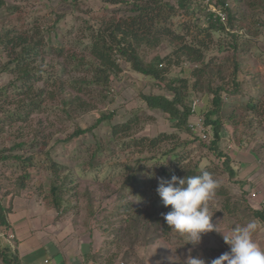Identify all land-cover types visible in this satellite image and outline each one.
<instances>
[{
  "label": "rangeland",
  "instance_id": "1",
  "mask_svg": "<svg viewBox=\"0 0 264 264\" xmlns=\"http://www.w3.org/2000/svg\"><path fill=\"white\" fill-rule=\"evenodd\" d=\"M5 1L9 5H23L26 14L41 10L42 14L46 15L41 19L47 25L45 35L48 43L46 50L41 52L37 59L38 66L40 65L43 70V72L37 71L42 75V80L34 84L36 92L43 90L42 97L38 98L42 100V107L29 118L20 119L12 114L20 104L29 102L32 96L25 99L20 85L16 84L19 88L12 85L16 79L15 75L8 72L0 73V89L8 90V93L6 95L4 93L0 98V156L17 154L21 157L33 158L27 163L12 157L0 161V198L6 208L14 212L18 218L16 225L19 223L24 225L26 222L30 229H34L35 225L41 226L43 230L49 229L47 235L50 239H57L62 249L68 246L67 249L73 250L75 256L81 253L80 256L85 259V264H93L94 260L99 264H151V262H154L152 264H186L189 255L207 259L206 264H210L212 259L229 251L230 246L224 242L223 234L230 236L234 229L250 221H256L259 225L253 238L264 247V223L252 215L251 204L257 207L258 200H253L249 195L253 189H263L264 182L262 184L256 181L245 189L246 187L242 185L246 180L240 174L241 169L236 176H230L227 169L221 167L223 158L220 156V151L229 154L232 158V166L240 168L245 154L251 155L249 152H252L251 146H253L255 153L251 157L256 164L252 165L253 173L249 175L260 173L259 179L262 181L264 178L263 124L257 127V121L253 120L255 118L248 110H237L240 120L244 118L243 122L235 127L229 124L230 122L224 121L219 149L214 152L207 147L213 138V127L207 126L206 123L198 127V130L190 127L197 135L174 129L168 120V114L161 110L150 109L143 100V95L159 92H166L172 97V93L166 90V83L137 72L124 58H120L122 70L112 78L109 88L102 89L98 85L81 81L89 73L88 67L78 65V59H73L71 54L74 50L77 58L78 55H83V46L78 43L77 36L87 34L86 20L91 19L92 22H96L111 15H131L130 4L126 2L121 1L112 5L104 3L103 0H80V4L73 6L64 0ZM167 1L174 5L178 4V0ZM231 2L237 16L241 18L240 26H245L244 30H248V39L251 40L245 45L243 53L238 54L241 64L240 78L244 79V94L234 96V100L247 103L255 92L252 74L258 73V63L253 60L252 54L264 53V25H259V18L263 14L261 6L251 7L249 0L243 2L231 0ZM257 2L263 5L264 0ZM59 15L61 19L55 24V30H48L47 28L53 26ZM204 15V12L196 16L182 13L175 16L169 24L177 32L187 33L189 41L193 37L189 29H183V25L193 26L199 22L201 27H205ZM21 17L24 18V15L20 12L10 14L3 11L0 14V29L3 22L20 26L23 23L19 20ZM198 17L200 21H197ZM213 36L215 43L221 40L227 45V42L231 41V37L225 32L215 33ZM179 45L180 41L171 44L169 39H165L155 49L141 48L140 54L145 62H150L156 56L172 55ZM62 46L64 53L58 52V48ZM233 54V49L223 52L224 58L229 61V69L233 66ZM261 57L264 60V54ZM182 60V65L169 67L167 76L187 77L190 81V86L186 89L187 104L190 105L192 100H199L197 115L190 117L189 124L199 118L205 121L206 113L212 108L210 102L208 103L211 98L208 85H216L220 75L215 69L207 81L199 80L190 74V68L194 67V63ZM167 67L164 61L161 68ZM229 73L230 71H227L226 76ZM80 87L82 90H79ZM76 95L81 102L88 103L87 109H80L78 106L80 101H75L76 104L69 105V113H66L64 100L74 99ZM261 100L264 103V93ZM231 111L226 109L223 115L228 116ZM108 112L115 113L110 121L105 120L86 133L73 135L78 128L86 129L94 125L103 113ZM130 118L139 119L133 130V136L136 138L154 137L162 132H176L175 142L182 144L188 142L179 145L173 151L180 152L184 159L183 171L179 172V175L182 174L181 177L195 170L196 166L198 171L211 169L214 178L219 182L215 195L209 201L210 214H213L211 222L223 234L216 231L203 234L198 249L188 241V236L184 238V240L187 238L185 243L175 241L177 238L175 233L171 230L164 233L162 223L157 220L159 215L170 207H165L162 200L156 203L155 197L158 196L156 189L162 171L165 168H172L176 174L178 159L173 158L172 153L166 156L163 154L173 148L175 142L164 143L155 149V152H145L148 155L154 154L157 158L151 161L153 164L150 165L151 175L147 176L141 187H137L138 192L130 193L129 188L122 189L127 176L124 172V164L138 158L140 154L135 152L137 147L134 144H122L123 140L128 141L131 137L121 141L115 139L111 142V136L114 125L123 124ZM203 133H207L206 139L201 136ZM197 136L198 139H195ZM21 142L23 145H18ZM53 162L62 165V170H65L60 177L52 172ZM236 163H239V166ZM65 173L71 175V182L68 189H61L63 202L59 204L57 199H54L52 183L56 181L60 184ZM244 190L250 202L245 199ZM259 190H256L258 194L261 193ZM127 201L135 202L136 206L142 208V218L139 219V223L129 218L124 207ZM226 203H229L236 212L234 215L225 211ZM3 229L4 227L0 225V234L3 235L0 236L4 237L2 239L4 246H10L12 253L18 254L17 242L14 238L10 242L8 238L14 232L8 231L5 235L3 232L6 231ZM201 248L204 251L202 249L201 252ZM88 257L94 260L87 259ZM0 264H2L1 260Z\"/></svg>",
  "mask_w": 264,
  "mask_h": 264
},
{
  "label": "trees",
  "instance_id": "2",
  "mask_svg": "<svg viewBox=\"0 0 264 264\" xmlns=\"http://www.w3.org/2000/svg\"><path fill=\"white\" fill-rule=\"evenodd\" d=\"M29 1V0H22ZM70 2L71 5L76 6L80 4V0H64ZM83 1V0H81ZM126 2L130 4L131 15L128 16H116L111 15L101 18L96 22H92L91 19L86 20L85 29L87 34L77 36L78 43L83 46V55L76 56L73 50L71 57L78 59V65H85L88 67L89 73L81 81L88 82L90 85H98L102 89H107L111 85V80L114 76H117L121 72L120 58H124L130 62L133 69L137 72L151 76L157 80L165 82L166 90L172 93V97L168 96L166 92H159L155 94L143 95V100L147 103L150 109L161 110L168 114L171 126L180 131L195 134L190 129V117L192 116L191 105L187 104L186 89L190 86V81L183 77H169V67L175 65H182V59L194 63V67L190 68V74L202 81H207L211 72L217 69V74L220 75L217 79V84L212 86L208 85V93L210 99L208 103L212 105V108L206 113L205 123L207 126H212L213 138L207 144V147L214 152L219 149V142L222 139L221 131L225 122H230L232 126L238 127L240 122H243L241 117H238L237 110H248L257 121V127L264 125V103L261 100V96L264 93V60L261 55L263 52H255L252 54L253 60L258 63V73L253 72L252 79L254 81L253 87L255 92L250 96L247 103H242L234 100V96H241L244 94V79L240 78L241 64L238 60V54L245 49V45L248 44V30H244L245 26H240L241 18H239L233 8L231 0H214L215 5L223 8L226 2H230V6L225 7L224 11L227 13V20L222 21L220 18H215L214 12L207 9L203 0H178V4L174 5L167 0H103L106 4H118L120 2ZM244 0H237V2H243ZM258 0H249L251 7H259L262 9V20L259 18V25H264V3L261 5ZM203 2L204 4L200 3ZM23 5L13 4L9 5L5 0H0V14L7 12L10 14L24 15L19 20L23 22L20 26L18 24H6L3 22L0 29V73L8 72L16 76L12 85H20L25 99L32 96L31 100L25 104H20V107L14 112L18 118L27 119L35 111L42 107L43 90L36 92L34 84L42 80V75L38 74L41 66L37 64V59L41 52H44L47 48L46 38V24L42 22V17L46 16L42 14L41 10H35L32 13L26 14V10H23ZM205 13V27H201L199 22L193 24V26L183 25V29H189L192 39L188 41L186 34L177 32L169 23L172 22L175 16L180 14L189 13L192 16H196L198 13ZM61 19V15L57 16L53 22V26L48 27V30H55L56 23ZM200 21V18H197ZM258 22V21H257ZM247 29V28H246ZM225 32V34L231 37V41L223 44L221 40L215 43L214 34ZM57 35V34H56ZM169 39L171 44L175 41H180V45L176 48L172 55L161 57L156 56L150 62H145L140 54L141 48L155 49L165 40ZM251 41V40H250ZM215 48V49H214ZM228 49L234 50L233 66L229 69V61L223 56V52ZM217 51V52H212ZM58 52L64 53V47L58 48ZM213 53V54H210ZM243 53V52H242ZM62 55V53H60ZM174 55V56H173ZM164 61L168 65L167 68H161L164 65ZM161 65V66H160ZM263 65V66H262ZM230 71L229 74L226 73ZM43 72V70H42ZM17 87V86H16ZM19 88V87H17ZM0 89V98L8 90ZM79 90H82L81 87ZM103 91V90H102ZM101 91V92H102ZM76 98L64 100V111L69 113L68 106L75 101H80L78 96ZM233 97V98H231ZM229 98V99H228ZM192 102V101H191ZM262 102L261 105L259 103ZM191 104V103H190ZM24 105V106H23ZM80 109H87L88 103L80 101L78 104ZM226 109H231V113L228 116H224L223 112ZM242 112V111H241ZM114 112L103 113L94 125L89 126L86 129L78 128L73 135L86 133L93 130L98 125L102 124L105 120L110 121L114 117ZM244 115V112H243ZM215 116V117H213ZM263 117V119H262ZM227 118V119H226ZM138 118H130V120L123 124H116L113 126L111 142L115 139L121 141L127 137H131L130 140H123L122 144L131 145L134 144L137 147L136 153L140 154L138 158L131 160L128 164H124L126 179L123 184V188L130 189V193H136L137 187H141L144 184L145 179L150 174L151 167L153 165L151 161L157 158L156 155L145 154V152L154 151L160 145L176 141V132H162L154 137L143 136L136 138L133 136L134 125L138 121ZM225 121V122H224ZM197 135V134H195ZM198 139V136L195 137ZM243 141L242 139H240ZM192 141V140H191ZM240 141L241 144H244ZM188 143V142H185ZM185 143L175 142V146L163 154L166 156L168 153H172V157L178 159L179 163L176 165V174L172 168H165L162 171V178L170 180L172 175H179L183 171V157L180 152H173L179 145ZM18 145L22 146L23 142ZM261 147V146H260ZM251 153L254 147L251 146ZM222 160V166L225 167L230 174L234 177L239 173L237 167L232 166V158L229 154L220 151ZM96 154H99V148L96 150ZM237 154V153H236ZM254 156V154H253ZM15 158L22 163L32 161V157H21L19 155H7L0 156V161L5 159ZM174 160V159H173ZM54 166L52 172L54 175L60 177L62 172H65L63 166L57 162H53ZM239 166V163H236ZM98 167V166H96ZM218 167V166H216ZM193 170L186 176L198 175L200 170ZM206 170L207 169H203ZM208 172L211 169L208 168ZM156 175V171H155ZM62 182L57 184L56 181L52 183V193L54 199H57L58 203L63 202L61 198V189L69 188L71 182V175L65 173L62 176ZM23 186V184H22ZM247 186V181L242 187ZM247 189V188H245ZM143 189H140V191ZM142 194H139V196ZM251 195V194H249ZM245 199L249 201L247 192L244 190ZM162 200L158 195L155 197L156 203ZM257 207L252 206V215L254 218L261 220L264 223V205L259 201L256 202ZM125 209L129 214V218L133 219L135 223H139V219L142 218V208L136 206L135 202L127 201ZM171 206L165 209L162 213H166L170 210ZM224 209L230 215H234L236 212L232 210L229 203H226ZM9 209L3 204L0 198V225L4 227L3 232L5 235L10 229V223L8 221ZM164 227V233L169 232L171 229L165 223L163 216L160 214L157 219ZM173 231V230H171ZM177 237L175 241L185 243V236L175 231ZM177 234V235H176ZM1 237V236H0ZM2 239L0 238V260L2 264H22L17 253L13 254L10 246H4ZM182 239V241H181ZM96 253V252H94ZM93 259L88 257L87 259ZM94 260V259H93ZM92 261V260H89ZM93 264H99L95 260Z\"/></svg>",
  "mask_w": 264,
  "mask_h": 264
},
{
  "label": "clouds",
  "instance_id": "3",
  "mask_svg": "<svg viewBox=\"0 0 264 264\" xmlns=\"http://www.w3.org/2000/svg\"><path fill=\"white\" fill-rule=\"evenodd\" d=\"M219 182L213 174L201 169L200 174L178 177L172 175L170 180L160 178L156 189L165 207L171 206L166 213H161L171 230L187 235L192 244H199L203 234L221 230L211 222L209 201L215 195ZM259 225L250 221L234 229L232 235H224V242L229 251L212 259L210 264H264V247L254 240V233ZM186 264H206L200 257H189Z\"/></svg>",
  "mask_w": 264,
  "mask_h": 264
},
{
  "label": "crops",
  "instance_id": "4",
  "mask_svg": "<svg viewBox=\"0 0 264 264\" xmlns=\"http://www.w3.org/2000/svg\"><path fill=\"white\" fill-rule=\"evenodd\" d=\"M249 153L252 155L251 152ZM251 155L245 154L244 160L240 163V169L242 171L240 174L245 177L247 186L249 184L252 185V183L256 181H260L263 184L264 178L262 181L259 179L260 173H257V175L259 174L258 177L257 175H249V173L251 174L253 171L252 165L255 163L252 160L253 155L252 157ZM259 189H261V191ZM256 190L261 192L260 198L264 196V187L263 189H253L252 192H256ZM17 219L14 212L8 214V221L10 223V229L8 231L15 233H13L15 236L14 239L17 242L18 255L22 264H85V259L83 256H80L81 253L75 256L73 250L67 249L68 246L62 249L57 239H50L47 235L49 229L45 228V230H43L41 226L36 225L34 229H30L29 225H26V222H24V225H22V223L16 225L15 223L18 222L16 221ZM196 246L198 247L201 245L196 244ZM202 249L203 248H201V252ZM205 261L207 262L208 260L206 259ZM152 263L154 262H151V264Z\"/></svg>",
  "mask_w": 264,
  "mask_h": 264
},
{
  "label": "built area",
  "instance_id": "5",
  "mask_svg": "<svg viewBox=\"0 0 264 264\" xmlns=\"http://www.w3.org/2000/svg\"><path fill=\"white\" fill-rule=\"evenodd\" d=\"M204 3L207 6V9L214 12L215 14V18H220L222 21H226L227 20V13L224 11L225 7L230 6V2H226L225 6L223 8H220L218 6L215 5L214 0H203ZM209 7V8H208ZM191 104V110H192V116L197 115V110L199 107V100L195 99L192 100V102H190ZM205 123V121L203 120V118H199L198 120L195 119L194 122H191V129L193 130H198V127L203 126V124ZM201 136L206 139L207 138V133H203L201 134ZM260 193L258 194V192H252L251 193V197L253 198V200H258L262 205H264V196L263 197H259ZM260 199V200H259ZM2 235V234H0ZM3 236V235H2ZM14 234H10L9 235V241L11 242V240L14 238Z\"/></svg>",
  "mask_w": 264,
  "mask_h": 264
}]
</instances>
